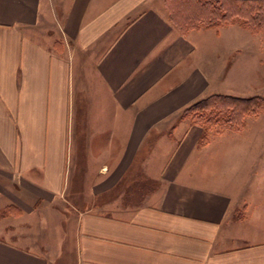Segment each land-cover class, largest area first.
Here are the masks:
<instances>
[{"label": "crops", "instance_id": "0c3cea01", "mask_svg": "<svg viewBox=\"0 0 264 264\" xmlns=\"http://www.w3.org/2000/svg\"><path fill=\"white\" fill-rule=\"evenodd\" d=\"M237 28L182 34L166 0H0V209L22 214L0 264H264V125L204 142L180 120L261 96ZM133 167L151 191L112 195Z\"/></svg>", "mask_w": 264, "mask_h": 264}, {"label": "trees", "instance_id": "16d2710c", "mask_svg": "<svg viewBox=\"0 0 264 264\" xmlns=\"http://www.w3.org/2000/svg\"><path fill=\"white\" fill-rule=\"evenodd\" d=\"M167 11L170 20L182 34L196 28L215 29L233 19L243 22L252 31L264 32V0H168ZM203 101L211 103L220 115L224 112L233 115L235 128L241 126L246 116L264 112V98L219 95L204 98L197 105H191L187 112ZM199 124L207 130L205 123ZM10 209L14 207L2 209L0 213Z\"/></svg>", "mask_w": 264, "mask_h": 264}, {"label": "rangeland", "instance_id": "374dc122", "mask_svg": "<svg viewBox=\"0 0 264 264\" xmlns=\"http://www.w3.org/2000/svg\"><path fill=\"white\" fill-rule=\"evenodd\" d=\"M167 1L166 0V9H167ZM238 27L237 29H241V33H243L244 35H239V36H234V44L235 45H246V46H252V48L255 50L260 49L259 53L254 54L256 57L258 56V58H256V62H258L259 58H262L264 61V32H256V31H252V29L244 26V23L237 20V19H233L231 22L227 23V24H223L220 27L216 28V29H222V28H228V27ZM214 29V28H213ZM236 29V28H235ZM235 35V34H234ZM256 47V48H254ZM251 73H253V75L255 76V82L256 84L252 85L250 83V81L248 80V83L245 87H241V89H245L247 86L248 88H254V90L257 93H260L261 96H254V97H260V98H264V68L263 69H258V67H256L253 72L250 71ZM248 74V72H247ZM258 75H263V77H259ZM247 82V80H246ZM239 83H243V82H239ZM252 85V87H251ZM207 98V97H206ZM193 103L196 104L199 101ZM192 104V105H193ZM197 105V104H196ZM191 106V105H190ZM189 106V107H190ZM186 108L182 114L180 115V120H186L192 124H199L200 122L205 123V127L207 128L206 130V134L207 137L204 138V142L208 141L211 139L212 136H216L219 134H223L225 132H230V131H236L239 132L243 129V127L246 125V121L247 119H254V125L256 126H262L264 125V120H255L258 119L260 117H264V112H261L257 115H248L244 118L242 124L240 127L235 128L234 127V118L233 115L230 114H224L220 115L218 110H214V108L211 106V103H206L205 101L200 102L198 107H194L192 110H189L187 112V110L189 109ZM225 108V107H224ZM84 109H82L80 111L81 115L80 119H79V127L81 128L83 126V115H84ZM179 119V118H178ZM232 120V121H231ZM259 121V122H258ZM252 123V122H251ZM201 125V124H199ZM81 142V140H80ZM79 153V152H78ZM84 152L82 151V149L80 150V156H79V162L80 165L84 163ZM143 153L140 155V158L142 157ZM83 169V168H82ZM81 166L78 167V178L81 177ZM82 185V182L78 179L76 180L75 183V187L79 188ZM152 189V183L148 182L147 180H145L142 175L140 174V170L139 167H133L132 171L127 175L126 180L122 183H120V186H118L116 188V191L112 194V195H118L119 193H126L127 195L124 196L126 198V201H133V200H137L138 198L135 197V195H142L145 192L148 193L149 191H151ZM117 197H113V196H108L105 200H111V199H115ZM5 209V208H3ZM2 209H0L1 211ZM21 213L17 210V209H10V210H6L4 211V213H0V223L2 219L4 218H8L9 216H12L14 218H20L21 217ZM1 227H3L2 225H0ZM55 229L49 228L48 232L46 234V236L48 237L49 234L50 236L53 235ZM72 264H74V262H72Z\"/></svg>", "mask_w": 264, "mask_h": 264}]
</instances>
